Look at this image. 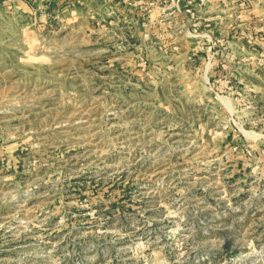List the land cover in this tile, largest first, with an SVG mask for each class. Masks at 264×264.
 Segmentation results:
<instances>
[{
    "label": "rangeland",
    "instance_id": "rangeland-1",
    "mask_svg": "<svg viewBox=\"0 0 264 264\" xmlns=\"http://www.w3.org/2000/svg\"><path fill=\"white\" fill-rule=\"evenodd\" d=\"M0 0V264H264V1Z\"/></svg>",
    "mask_w": 264,
    "mask_h": 264
},
{
    "label": "built area",
    "instance_id": "built-area-1",
    "mask_svg": "<svg viewBox=\"0 0 264 264\" xmlns=\"http://www.w3.org/2000/svg\"><path fill=\"white\" fill-rule=\"evenodd\" d=\"M237 1H239V4H241V6L243 7L250 2L249 0H237ZM257 21H259L262 24V26L258 29L256 28L255 30L261 33V36L264 37V16L257 18Z\"/></svg>",
    "mask_w": 264,
    "mask_h": 264
}]
</instances>
